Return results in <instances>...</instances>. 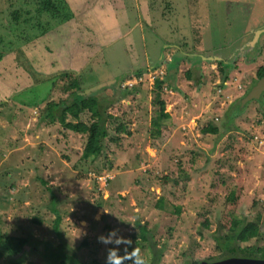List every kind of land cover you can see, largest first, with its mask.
<instances>
[{
	"label": "rangeland",
	"instance_id": "rangeland-1",
	"mask_svg": "<svg viewBox=\"0 0 264 264\" xmlns=\"http://www.w3.org/2000/svg\"><path fill=\"white\" fill-rule=\"evenodd\" d=\"M95 1L51 14L42 0H0V238L64 240L91 263L112 228L146 251L144 227L166 249L161 264H197L223 259L214 237L237 216L259 218L243 247L264 249V95L244 99L264 67V0H131L122 14L118 0ZM94 94L108 136L85 160L88 136L58 120L69 109L68 122L91 125L72 102ZM159 99L170 119L155 136ZM36 251L23 264H45Z\"/></svg>",
	"mask_w": 264,
	"mask_h": 264
},
{
	"label": "trees",
	"instance_id": "trees-1",
	"mask_svg": "<svg viewBox=\"0 0 264 264\" xmlns=\"http://www.w3.org/2000/svg\"><path fill=\"white\" fill-rule=\"evenodd\" d=\"M58 3H65L64 0H42V6L44 11L48 13H55V8H57ZM54 9V10H53ZM68 10V8H63ZM56 14V13H55ZM146 55V54H145ZM179 60V59H178ZM3 61V54H0V62ZM175 64H171L170 67H176ZM228 66V65H227ZM69 76V73H66ZM223 74H225V70H223ZM191 76V74H189ZM264 77V67L260 68L257 73V82ZM227 78L225 75L224 80ZM256 82V83H257ZM157 91L161 90V85L157 87ZM249 94V93H248ZM76 95L73 98V104L78 105L76 107L77 111L74 114V117H78L85 111H89L94 117L95 121L91 125L81 124V123H73L67 121V112L69 109H65L62 116L59 117V123L65 129L72 131L74 133L85 134L88 136V142L85 147V152L83 158L85 160H93L98 158L102 154L103 145H102V137L105 138L108 136V133L105 130V124L103 119V113L101 107L99 105L100 100L98 95L94 94L92 96L85 97L83 95H79V99L76 100ZM159 112L158 115L153 120V128L155 136L159 135L162 129V123L170 119L169 113L166 112L165 102L159 99ZM51 119L50 123H54L55 114L51 113L49 115V119ZM205 133L218 134L219 131L215 127H210L204 131ZM50 190V189H49ZM57 198L56 195L51 192V211L56 215L57 219L54 224L55 233L58 237L62 238V233L60 231L61 224V214L57 206ZM233 200L235 201V197L233 195ZM259 219V218H258ZM248 222L247 218L241 219L240 217H234L232 219L231 227L226 234H220L215 236L214 239L216 241L217 249L220 250L221 256L223 259L235 258V257H258L264 258V249L256 247V246H244V244H248L250 241L258 238L260 235L259 229L253 228L251 225L259 226V220ZM137 226H141L140 222H137ZM208 227V224L205 225ZM141 242L139 243L140 247L144 248L146 251H141L146 254H149L148 258H144L145 264H161L165 254V247L158 248V244L155 240L153 232H148L142 228L141 232ZM4 240V242H2ZM14 244L18 250L20 251V255L13 253L10 244ZM35 245L34 242L29 238H0V247L3 248L4 252L7 253L9 257V264H23L24 259L22 256H26L28 252L34 251L37 249V254L42 257V260L45 264H102L101 261H92L91 263H87L83 261L79 255L75 252H70L68 245L62 241L61 245L58 247H54L49 243H44L42 245ZM31 247V248H30ZM29 248V250H27ZM41 248V249H40ZM68 248V249H67ZM131 249H129L130 251ZM22 255V256H21ZM4 256L3 251L0 248V259ZM34 264V263H29ZM200 264V263H197Z\"/></svg>",
	"mask_w": 264,
	"mask_h": 264
},
{
	"label": "clouds",
	"instance_id": "clouds-1",
	"mask_svg": "<svg viewBox=\"0 0 264 264\" xmlns=\"http://www.w3.org/2000/svg\"><path fill=\"white\" fill-rule=\"evenodd\" d=\"M96 242L105 249L102 264H145L140 249L133 247L131 239L120 235L117 228L98 234Z\"/></svg>",
	"mask_w": 264,
	"mask_h": 264
},
{
	"label": "crops",
	"instance_id": "crops-1",
	"mask_svg": "<svg viewBox=\"0 0 264 264\" xmlns=\"http://www.w3.org/2000/svg\"><path fill=\"white\" fill-rule=\"evenodd\" d=\"M89 1H92V0H67V2L69 3L70 2V4L72 5V7L70 6V8L72 9V11L74 10V12H76V13H78L77 12V10H79V9H81V8H87V7H94L95 6V4L94 5H92V4H90L89 3ZM126 1H128L129 3L128 4H130V2H131V0H118V3L116 4L115 3V6L117 7V11L119 12V13H121L122 14V10H120L121 8H124L125 9V6H126ZM137 1V0H136ZM102 2H105L104 0H96L95 1V3H97V5H99V3H102ZM115 2V1H114ZM74 3H76V5L74 6ZM114 7V6H113ZM83 8V9H84ZM98 7L96 6V9H97ZM103 8V6L101 7V9ZM82 10V9H81ZM83 12H87V14L85 15V17H83V19H86V16L88 15V13H89V10L87 9V11H83ZM81 13V12H80ZM119 15V14H118ZM105 22L104 23H106L105 25H108V27L110 26V27H115V25L118 23H120L119 21V19L117 18V16L116 15H114V14H108V13H106L105 14ZM78 18H81V15H78ZM68 21V20H67ZM123 21H127V19H125V20H123ZM73 23H75V22H73ZM125 23V22H124ZM92 28H95V27H93L92 25H90ZM97 28V27H96ZM143 52H145L144 51V49H143Z\"/></svg>",
	"mask_w": 264,
	"mask_h": 264
},
{
	"label": "water",
	"instance_id": "water-1",
	"mask_svg": "<svg viewBox=\"0 0 264 264\" xmlns=\"http://www.w3.org/2000/svg\"><path fill=\"white\" fill-rule=\"evenodd\" d=\"M264 33V30L259 31L258 34ZM264 95V77L252 88L249 94L244 98L245 103L260 100ZM201 264H264V260H250L243 258H230L219 262H202Z\"/></svg>",
	"mask_w": 264,
	"mask_h": 264
},
{
	"label": "flooded vegetation",
	"instance_id": "flooded-vegetation-1",
	"mask_svg": "<svg viewBox=\"0 0 264 264\" xmlns=\"http://www.w3.org/2000/svg\"><path fill=\"white\" fill-rule=\"evenodd\" d=\"M235 258H243V259H250V260H264V258H261V256L253 257V258L252 257H235ZM228 259H230V258H228ZM223 260H225V259H221L220 261H223ZM203 262H206V261H203ZM217 262H219V261H217ZM209 263H211V262H209Z\"/></svg>",
	"mask_w": 264,
	"mask_h": 264
}]
</instances>
